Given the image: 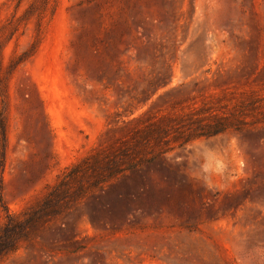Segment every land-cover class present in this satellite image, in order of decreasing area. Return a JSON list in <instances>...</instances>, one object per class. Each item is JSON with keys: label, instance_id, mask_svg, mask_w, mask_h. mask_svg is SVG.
Here are the masks:
<instances>
[{"label": "rangeland", "instance_id": "374dc122", "mask_svg": "<svg viewBox=\"0 0 264 264\" xmlns=\"http://www.w3.org/2000/svg\"><path fill=\"white\" fill-rule=\"evenodd\" d=\"M0 53V229L65 168L150 122L242 123L187 143L169 131L189 184L162 214L114 229L82 209L0 264H264V0H0ZM218 158L226 167L206 175L204 160Z\"/></svg>", "mask_w": 264, "mask_h": 264}, {"label": "trees", "instance_id": "16d2710c", "mask_svg": "<svg viewBox=\"0 0 264 264\" xmlns=\"http://www.w3.org/2000/svg\"><path fill=\"white\" fill-rule=\"evenodd\" d=\"M31 52V51H30ZM29 52V53H30ZM22 54L15 65L23 62ZM14 66V65H13ZM1 71V53H0ZM0 76V88L3 84ZM4 87V86H3ZM5 94L0 89V208L2 205L1 173L7 151V121L4 116ZM153 121L131 133L130 141L121 142L110 150H96L79 162L65 168L45 196L21 216L5 214L0 229V260L16 252L22 242H31L51 228L52 222L63 220L76 211L90 212L94 222L117 229L129 217L160 215L173 207L175 190L189 179L183 169L168 157L167 138L187 143L192 139L209 138L228 131L240 132L242 123L224 117L189 118L185 132ZM48 133V131H47ZM50 155L45 156L51 160ZM201 206L204 203L201 202ZM200 210H188L187 222H194ZM189 227V223H186Z\"/></svg>", "mask_w": 264, "mask_h": 264}, {"label": "clouds", "instance_id": "9594fccd", "mask_svg": "<svg viewBox=\"0 0 264 264\" xmlns=\"http://www.w3.org/2000/svg\"><path fill=\"white\" fill-rule=\"evenodd\" d=\"M235 138L233 139V144H235ZM244 161L240 159L238 162V167L243 168ZM226 167L225 161L223 158L218 159H205L203 162V171L206 175L209 176H216L219 174L217 170H223Z\"/></svg>", "mask_w": 264, "mask_h": 264}]
</instances>
